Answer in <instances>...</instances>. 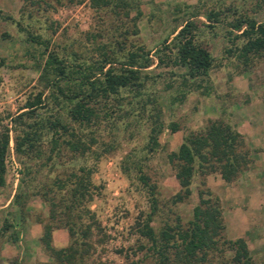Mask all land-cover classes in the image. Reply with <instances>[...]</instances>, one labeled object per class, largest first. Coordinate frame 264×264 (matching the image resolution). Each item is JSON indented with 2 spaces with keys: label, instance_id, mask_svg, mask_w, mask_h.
<instances>
[{
  "label": "rangeland",
  "instance_id": "1",
  "mask_svg": "<svg viewBox=\"0 0 264 264\" xmlns=\"http://www.w3.org/2000/svg\"><path fill=\"white\" fill-rule=\"evenodd\" d=\"M125 1L126 5L116 0L117 5L91 6L89 0H0L5 16L0 17V122L8 127L5 182L0 185V264H158V255L147 247L150 241L138 231L150 209L149 188L140 173L154 188L150 225L156 235L165 227L170 231L177 225L185 227L202 190L204 197H217L223 224L217 246L208 252L204 264H236L224 240L238 236L246 242L251 264H264V165L258 164L256 157L258 144H262L257 143L256 136L264 125V53L251 55L246 63L233 54L225 55L223 48L229 43L219 25L211 30L200 26L197 31V39L212 56L208 76L201 81L208 85L207 92L191 88L181 97L183 86L177 75L168 73L170 67L150 65L151 74L161 75L148 80L139 93L122 90L119 107L110 105L113 109L109 115L100 111L90 125L69 121L76 136L86 143L82 152L70 150L61 142L50 165L48 161L37 169L44 155L38 161L28 160L32 168L26 175L29 194L25 209L19 216L10 205L23 175L22 159L13 148L11 116L38 91L47 103L37 109L41 114L59 110L38 78L34 61L42 52L45 55L53 50L67 61L74 58V53L78 60L87 62L104 51L120 58L135 45L152 52L163 38L170 39L194 10L197 14L193 17L201 21H205V10L218 7H234L258 21L264 19V0ZM27 33L43 39L46 49L27 40ZM172 70L179 72L177 67L171 66ZM168 80L170 87L165 86ZM154 108L159 109L162 126L156 134V145L148 149ZM63 118L68 119L65 114ZM215 119L230 123L242 135L249 161L229 181L216 170L195 172L189 194L175 200L180 187L168 153L188 132L198 131ZM171 122L175 123L174 130L169 127ZM40 146L47 154L48 134L43 135ZM79 167L88 171L91 196L73 226L77 230L83 227L79 224H89L86 237H77L79 231L69 235L63 211L69 201L70 172L80 173ZM42 182L47 183L46 200L37 191L43 190L39 188ZM60 183L66 185L60 187ZM50 200L55 204L53 219L49 218ZM7 222L9 225L3 228ZM47 222L54 226L51 246L76 245L80 249L70 263L56 261L41 241ZM15 231L17 238L11 241L10 234Z\"/></svg>",
  "mask_w": 264,
  "mask_h": 264
},
{
  "label": "trees",
  "instance_id": "2",
  "mask_svg": "<svg viewBox=\"0 0 264 264\" xmlns=\"http://www.w3.org/2000/svg\"><path fill=\"white\" fill-rule=\"evenodd\" d=\"M121 5H126L125 0H118ZM91 6H104L110 3L117 5L116 0H89ZM190 13L180 26L175 30L170 39L163 38L154 46L152 52L141 45H135L119 57L113 58L102 52V55L93 61L78 60L77 57L67 61L65 56H58L53 50L42 52L34 61L39 68L38 78L44 87L48 89V97L56 105L58 111H47L41 114L37 109L46 106L47 103L41 96V91L36 92L31 98H27L22 110L11 116V128L13 129V148L22 159L23 175L20 177L10 205L15 206L17 215H21L25 207V199L29 194L26 175L30 173L32 166L28 160H44L37 162V169L43 165L52 163L54 153L60 148L62 142L70 150L83 151L86 143L76 136L74 127L70 122L78 125H90L95 122L100 111L103 115H109L113 109L110 105L119 107L121 91L128 89L135 93L142 91L148 80L161 75L160 72L151 74L150 65L170 67L168 73L177 75L179 84L183 86L180 96L185 90L200 88L202 93L207 92L208 85H202L201 81L208 76V70L212 64V56L209 50L197 39L198 28L213 29L221 26L228 45L224 46L225 55H234L240 58L242 63L249 61L251 55L264 53V19L256 20L245 12H238L234 7L209 8L203 12L205 21L196 20ZM0 17L2 15L0 9ZM26 39L43 44L45 41L38 35L26 34ZM171 66L179 68V72L171 71ZM149 67V68H148ZM191 79V80H189ZM196 79V80H195ZM171 86V80L165 84ZM113 107V106H112ZM110 108V110H108ZM63 114L68 119L63 118ZM152 125L148 134V149L156 145V134L161 129L159 122V109L152 111ZM1 121V117H0ZM171 130L175 129V123H169ZM44 134H48L49 148L44 154L40 146ZM8 147V127L0 122V185L5 182V154ZM168 159L174 166V176L179 184V190L175 193V200H179L190 192L189 184L195 172L207 173L218 171L220 177L229 181L245 167L249 158L244 148L242 135L228 122L223 120H210L198 131H190L183 136L175 150L168 153ZM80 173L70 172L69 201L64 204L66 215V228L70 234L77 233V237H86L90 231L89 224H79L75 230L77 218L80 217V208L90 199V178L84 167H79ZM140 179L147 184L150 193V209L145 214L138 231L150 241L151 248L158 255V264H204L206 255L217 246L220 231L223 228L217 197H204L202 190L198 191V201L192 206L191 218L185 227L177 225L173 228L165 227L156 235L150 225L151 214L155 208V198L152 195L153 185L147 183V177L140 173ZM64 187V183L59 184ZM47 183L39 185V193L46 200ZM45 189V190H44ZM53 200H50L49 218L56 216ZM88 211L87 207L83 208ZM15 215V213L13 214ZM9 222L3 223L6 228ZM53 225L47 222L43 225L40 236L45 248L52 257L62 263H70L76 254L81 251L78 246H62L55 248L50 244ZM11 241L17 238V232L10 234ZM232 249V261L236 264H251L245 240L238 236L224 240ZM78 241L75 242V244ZM142 247V244H140ZM172 252V256L170 255Z\"/></svg>",
  "mask_w": 264,
  "mask_h": 264
},
{
  "label": "crops",
  "instance_id": "3",
  "mask_svg": "<svg viewBox=\"0 0 264 264\" xmlns=\"http://www.w3.org/2000/svg\"><path fill=\"white\" fill-rule=\"evenodd\" d=\"M260 135L261 136L263 135V137H261V138H264V125H262L260 127V129H259V135L256 136V139L258 140L257 143H262V144H258V146H260L259 147L260 149L258 148L259 150L256 153V155H257L256 156L257 157V162H258V164L264 165V140L260 142V140H262L260 138Z\"/></svg>",
  "mask_w": 264,
  "mask_h": 264
},
{
  "label": "built area",
  "instance_id": "4",
  "mask_svg": "<svg viewBox=\"0 0 264 264\" xmlns=\"http://www.w3.org/2000/svg\"><path fill=\"white\" fill-rule=\"evenodd\" d=\"M11 148V147H10ZM11 154H12V150H10ZM11 157V156H10ZM12 158V157H11ZM4 162H5V166H6V162H7V155L5 154V158H4ZM15 176H17V171H15Z\"/></svg>",
  "mask_w": 264,
  "mask_h": 264
}]
</instances>
